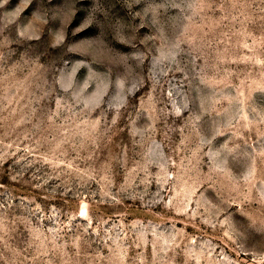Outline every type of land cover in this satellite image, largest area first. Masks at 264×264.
<instances>
[{
  "label": "rangeland",
  "instance_id": "obj_1",
  "mask_svg": "<svg viewBox=\"0 0 264 264\" xmlns=\"http://www.w3.org/2000/svg\"><path fill=\"white\" fill-rule=\"evenodd\" d=\"M0 264H264V0H0Z\"/></svg>",
  "mask_w": 264,
  "mask_h": 264
}]
</instances>
